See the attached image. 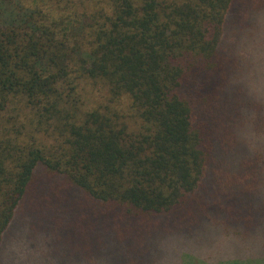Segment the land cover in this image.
Segmentation results:
<instances>
[{"label":"trees","instance_id":"16d2710c","mask_svg":"<svg viewBox=\"0 0 264 264\" xmlns=\"http://www.w3.org/2000/svg\"><path fill=\"white\" fill-rule=\"evenodd\" d=\"M263 65L264 0H0V250L218 234L264 264Z\"/></svg>","mask_w":264,"mask_h":264},{"label":"rangeland","instance_id":"374dc122","mask_svg":"<svg viewBox=\"0 0 264 264\" xmlns=\"http://www.w3.org/2000/svg\"><path fill=\"white\" fill-rule=\"evenodd\" d=\"M262 82L264 83V78ZM12 234L7 245L0 250V264H80L79 259L67 256L70 246L42 247L40 245L42 239L27 234L24 226L14 230ZM211 236L213 241L208 239L196 246L194 245L195 238L189 234H176L165 240L159 237L153 238L149 253L145 254L147 264H235L231 261L228 263L226 258L236 250L238 251L234 254H245L244 256H233L238 264H260L256 255L249 254L248 247L240 243L229 245V242L227 243L218 234ZM204 238L205 236L200 239ZM248 244L246 242V245Z\"/></svg>","mask_w":264,"mask_h":264}]
</instances>
